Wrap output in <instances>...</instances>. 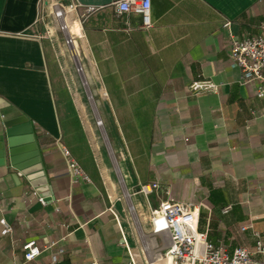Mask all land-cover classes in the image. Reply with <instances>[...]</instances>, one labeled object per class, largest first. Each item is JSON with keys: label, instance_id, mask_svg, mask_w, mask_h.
<instances>
[{"label": "crops", "instance_id": "crops-1", "mask_svg": "<svg viewBox=\"0 0 264 264\" xmlns=\"http://www.w3.org/2000/svg\"><path fill=\"white\" fill-rule=\"evenodd\" d=\"M56 1L76 60L52 18ZM112 2L0 0V133L28 118L49 193L42 204L25 175L0 166V264H172L150 223L168 197L198 206L213 243L254 250V232L264 234V100L257 82H242L230 46L263 34L264 0H152L149 28ZM201 77L218 91L188 93ZM62 145L90 181L74 178ZM141 183L159 188L147 199ZM32 240L41 253L27 261Z\"/></svg>", "mask_w": 264, "mask_h": 264}, {"label": "built area", "instance_id": "built-area-1", "mask_svg": "<svg viewBox=\"0 0 264 264\" xmlns=\"http://www.w3.org/2000/svg\"><path fill=\"white\" fill-rule=\"evenodd\" d=\"M112 4L117 16L130 12L140 14L142 16V28H149L154 23L151 15L152 0H113ZM51 9L52 18L57 23L58 29L65 33L66 44L76 60L77 52L74 46V38L69 33L66 21V6L56 1L51 4ZM228 24L227 22L226 25ZM262 28L263 34L260 36L242 39L232 38L230 58L232 64L240 68L241 79L244 84L257 82L255 93L264 100V23ZM78 70H82L80 65H78ZM219 87L220 84L212 79L201 77L189 83L187 91L196 95L217 92ZM61 151L74 178L90 181L89 175L72 156L70 149L62 145ZM157 188H159L158 183H141L137 193H141L148 199V196ZM33 193L42 204L46 203V196L40 195L37 190ZM0 223H4V221L0 220ZM150 223L155 234L167 236L166 256L172 260V264H264V234L254 232V250L238 247L230 253L223 245H217L210 241L207 232L199 229V208L193 202H180L168 197L161 201L158 207L151 209ZM4 232H11V227L4 225ZM23 248L27 261L35 259L41 253L40 247L34 240L26 242ZM256 254H260L262 258L257 260ZM87 264L97 263L90 262Z\"/></svg>", "mask_w": 264, "mask_h": 264}, {"label": "water", "instance_id": "water-1", "mask_svg": "<svg viewBox=\"0 0 264 264\" xmlns=\"http://www.w3.org/2000/svg\"><path fill=\"white\" fill-rule=\"evenodd\" d=\"M33 130L32 124L24 116L11 118L5 122L0 133V166L9 165L18 170L43 196H48L47 190L41 191L47 186L48 180L44 174Z\"/></svg>", "mask_w": 264, "mask_h": 264}]
</instances>
